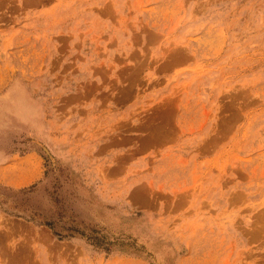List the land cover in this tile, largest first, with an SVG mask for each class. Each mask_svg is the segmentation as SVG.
Listing matches in <instances>:
<instances>
[{"label": "rangeland", "instance_id": "374dc122", "mask_svg": "<svg viewBox=\"0 0 264 264\" xmlns=\"http://www.w3.org/2000/svg\"><path fill=\"white\" fill-rule=\"evenodd\" d=\"M0 264H264V0H0Z\"/></svg>", "mask_w": 264, "mask_h": 264}]
</instances>
